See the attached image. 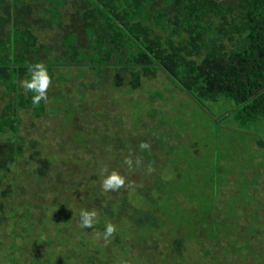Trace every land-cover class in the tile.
Here are the masks:
<instances>
[{
	"label": "trees",
	"instance_id": "16d2710c",
	"mask_svg": "<svg viewBox=\"0 0 264 264\" xmlns=\"http://www.w3.org/2000/svg\"><path fill=\"white\" fill-rule=\"evenodd\" d=\"M35 62L50 76L38 105L20 84ZM160 76L170 88L119 103L146 118L109 121L104 110L106 129L86 128L87 87L131 95ZM174 89L195 106L184 121L171 119ZM221 102L228 110L216 115ZM192 114L264 155V0H0V264H264V165H218L221 176L208 180L212 157L202 153L215 149ZM80 137L103 151L62 149ZM112 170L125 183L104 191ZM233 173L248 193L222 204ZM199 180L219 186V197L193 198ZM43 184L66 188L51 200L63 208L43 202ZM81 208L97 211L91 228L80 226ZM108 222L115 231L105 240L96 233ZM55 227L76 239L55 243Z\"/></svg>",
	"mask_w": 264,
	"mask_h": 264
},
{
	"label": "rangeland",
	"instance_id": "374dc122",
	"mask_svg": "<svg viewBox=\"0 0 264 264\" xmlns=\"http://www.w3.org/2000/svg\"><path fill=\"white\" fill-rule=\"evenodd\" d=\"M89 81V78L86 80ZM97 85V84H96ZM95 85V86H96ZM94 86V88H95ZM143 89H140L139 91L133 92L131 93V95L129 94H125V93H120V92H114L115 91L113 88H109V89H104L99 87V89H97L96 91L92 92L91 89H89V87H87L88 90V94H87V100L84 102L85 104H82L80 106V109H82L83 111H85L87 114V123L86 124V128L89 129V131L94 130L95 128H99V130H103L104 128L106 129V124H102L99 121V118L101 115L98 114H103L104 110L110 111V110H114V113L111 115L113 116V118H111L107 113L103 116H106L107 119L109 121H111V119H115L116 121H121L123 117L125 116H129V114H132V119H136L138 117H143L146 118L147 115L144 112L143 109L140 110L139 106H123L121 107L122 110H118L119 108V103L122 102H128V100H133V99H137L139 101H145L148 100V96L153 92L157 91V90H161L164 88H170V84L169 81H167V79H165L164 77L160 76L158 79H155L153 81H150L148 83H146L145 85V89L144 86L142 87ZM177 90L174 89L173 91H170V93L174 92L171 96H168L169 99V103H170V114H171V119L172 122L176 121L177 118L182 115V117L180 118V121H184L186 118V115L188 112H194L193 108L194 103L190 102L191 106H188V102L185 105L184 103H182V96L179 94H176ZM112 93V96L110 95ZM60 102H56L55 106L57 108H59ZM123 105V104H121ZM225 104H223V102H221L219 105L216 106V108H213L214 114L219 115L220 113H223L225 111H227L228 109H224L222 108ZM145 107V106H144ZM217 110V111H216ZM218 111H220V113L218 114ZM66 114V112H68V107L66 109V111H64ZM112 113V112H111ZM80 116H83V114H81ZM219 117V116H218ZM191 124L194 125V130L198 128L197 133L200 134L201 137H203L204 139H206L210 145L212 146L211 148L214 147V152H210L208 149H204L203 150V157H205L207 155V152L210 153L212 160H211V164H208L206 166H204V168L202 169V171H211V178H207L208 180H214L217 175L222 174V168L221 167H232V169H234V167H237L238 165H243L245 164L246 166L248 165H253L256 162H260L261 164L264 165V155L259 152V150L257 148H254V144L251 141L248 140H243L244 138L239 137L240 135H236L233 134L232 132H229L226 129H222L219 130L218 128H208V125L205 123L204 119H202L200 117V115H195L192 114L191 117ZM107 120V121H108ZM100 122V123H98ZM115 122V121H113ZM207 125V126H206ZM90 126V128H89ZM80 126H76L73 127V129L71 131L76 132L79 131ZM112 128V127H109ZM108 129V128H107ZM57 131H55V133H57ZM54 135V134H53ZM55 135L52 137V140L55 139ZM74 140V138H73ZM64 141L62 144V149L65 150H69V148L71 150H77V151H83V147H86L88 150L92 149V150H97V151H103V146L101 144H99V142L95 141L93 143V141H89L87 142L86 140H84L83 137L78 138L76 141ZM216 140L220 141L221 146L216 147L215 145H217V143H215ZM83 141V142H82ZM248 143H247V142ZM86 143V144H83ZM252 143V144H251ZM108 145H105L104 151L107 149H109ZM195 153L197 155L200 156V151L199 150H195ZM228 157V158H227ZM87 157L86 155L84 156L85 160ZM205 161L202 160V163H204ZM218 165H220L221 167H218ZM207 167V168H206ZM240 166H238L239 168ZM236 172H238V169H234ZM244 170V169H243ZM213 171V172H212ZM184 176V175H183ZM238 174L233 173V174H229L228 176H225L223 178L224 181H228L229 180V184L228 187L226 186L224 188V186L221 187V189L223 191H225L226 193H228L227 197L222 199V204H223V200L225 202H227L228 200L233 199L234 197H237V193H235V191H240L245 193H248V190H246L243 186L239 189V185H238V178H237ZM65 176H63L64 178ZM230 178H232L230 180ZM66 181V180H64ZM67 182V181H66ZM194 183H196L195 181H193ZM46 188L45 191H48V196L47 198L49 200H45L47 201L48 205L51 207L52 211H56V209L58 210L59 208H63L64 206H57V204L53 205V201L60 199L63 197V195L66 192V188H62L63 185H60V188H57V185L55 184H51L47 187V184H43ZM219 187V186H218ZM217 186L213 185L211 186L210 184L205 185L203 182L197 181V185L196 188H193L192 192H190L191 196L193 195V198H195L196 200H200L202 198H207V196L210 193H213L215 196L214 198L219 197V193H218V188ZM58 189V191H51V190H55ZM235 189V190H234ZM63 190V191H62ZM234 190V191H233ZM246 190V191H245ZM221 191L223 194L224 192ZM64 192V193H63ZM225 193V194H226ZM224 194V195H225ZM39 195V194H38ZM37 195V196H38ZM221 197V196H220ZM54 199V200H53ZM53 200V201H51ZM65 203H68L67 198L64 197L63 201ZM58 203V202H57ZM60 203V202H59ZM73 203V202H72ZM70 203V204H72ZM69 204V205H70ZM47 205V206H48ZM75 205V204H74ZM225 205V204H224ZM253 208V207H251ZM225 209H227V206L225 207ZM63 211H61L62 213ZM64 224L68 225L66 222H64ZM46 227L44 226L41 228L42 232H46ZM67 233L62 232L61 229L55 227L52 229V236L54 237L55 243L61 242L63 241V244H66V242H71L74 241L76 239V230L73 228H68V234ZM67 238V239H65ZM73 249L75 248V245H73L72 247ZM57 257H62V252L60 251V254Z\"/></svg>",
	"mask_w": 264,
	"mask_h": 264
},
{
	"label": "clouds",
	"instance_id": "9594fccd",
	"mask_svg": "<svg viewBox=\"0 0 264 264\" xmlns=\"http://www.w3.org/2000/svg\"><path fill=\"white\" fill-rule=\"evenodd\" d=\"M27 74L28 78L22 79L20 81L21 86L29 90L33 93L30 97V102L33 105H38L42 100H45L46 97V89L50 83V76L46 66L42 62L30 63L27 66ZM140 148L144 149L148 147L146 142H141L139 145ZM124 162L131 167L132 159L130 157H125ZM139 163V160L136 161ZM125 178L120 175L117 171L112 170L104 175L101 179V188L104 191H115L120 186L124 185ZM97 216V211L95 209L86 210L81 208L79 210V220L80 226L83 228H91L95 222V218ZM115 231V225L111 222H108L104 225L103 233L97 232V236L101 237L105 240ZM119 264H126V262H119Z\"/></svg>",
	"mask_w": 264,
	"mask_h": 264
}]
</instances>
